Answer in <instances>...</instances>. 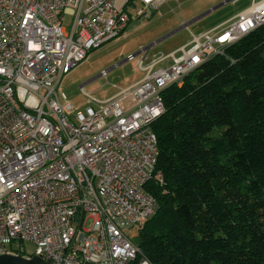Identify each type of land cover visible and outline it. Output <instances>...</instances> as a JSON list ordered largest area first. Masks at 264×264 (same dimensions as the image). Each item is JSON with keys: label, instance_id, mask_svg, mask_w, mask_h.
Instances as JSON below:
<instances>
[{"label": "built area", "instance_id": "built-area-1", "mask_svg": "<svg viewBox=\"0 0 264 264\" xmlns=\"http://www.w3.org/2000/svg\"><path fill=\"white\" fill-rule=\"evenodd\" d=\"M156 9L157 0H0V254L155 264L125 229L159 208L148 183L163 181L151 126L165 110L162 92L263 24L264 0L194 33L180 54L149 64L144 55L140 80L104 100L91 95L84 110L61 100L64 76L91 49Z\"/></svg>", "mask_w": 264, "mask_h": 264}, {"label": "trees", "instance_id": "trees-1", "mask_svg": "<svg viewBox=\"0 0 264 264\" xmlns=\"http://www.w3.org/2000/svg\"><path fill=\"white\" fill-rule=\"evenodd\" d=\"M162 94L159 208L134 240L155 264H264V23Z\"/></svg>", "mask_w": 264, "mask_h": 264}, {"label": "rangeland", "instance_id": "rangeland-1", "mask_svg": "<svg viewBox=\"0 0 264 264\" xmlns=\"http://www.w3.org/2000/svg\"><path fill=\"white\" fill-rule=\"evenodd\" d=\"M222 1L224 0H167L154 10L151 16L133 18L121 35L91 49L88 56L64 76L61 83V100L72 102L77 110H84L86 106L94 103L90 101L91 95L100 100L112 96L121 87L134 83L145 74V70L138 64L139 59L144 55H146L144 64H149L174 50L180 54V47L190 42L194 33H200L217 25L243 9L249 2L229 0L193 21L188 27L180 28L163 37ZM72 20V15L66 14L65 25L69 27ZM156 40L158 41L148 50L128 57ZM171 62V58H168L157 63L155 68L166 66ZM91 222L92 218H89L86 225L89 226ZM138 227L139 224H136L126 228L125 231L135 237ZM22 246L27 252L35 249V244L31 241H23Z\"/></svg>", "mask_w": 264, "mask_h": 264}, {"label": "water", "instance_id": "water-1", "mask_svg": "<svg viewBox=\"0 0 264 264\" xmlns=\"http://www.w3.org/2000/svg\"><path fill=\"white\" fill-rule=\"evenodd\" d=\"M227 1H229V0H224V1L216 4L215 6L208 8L207 10L198 14L197 16H194L190 20L184 22L180 27H178L175 30H172L171 32H169L168 34H166L163 37L170 35L171 33L175 32L176 30H178L180 28L188 27L190 23L201 18L202 16L206 15L207 13L211 12L212 10L216 9L217 7H219L220 5L224 4ZM157 41L158 40L146 45L144 48H142L138 52L130 54V55L134 56L135 54H137L143 50H145V51L148 50ZM130 55L128 57H130ZM0 264H51V263L48 260H46L45 258H43L37 254H34L32 256H26V255H23L20 253L15 254V253H11V252H4V253L0 254Z\"/></svg>", "mask_w": 264, "mask_h": 264}, {"label": "crops", "instance_id": "crops-1", "mask_svg": "<svg viewBox=\"0 0 264 264\" xmlns=\"http://www.w3.org/2000/svg\"><path fill=\"white\" fill-rule=\"evenodd\" d=\"M236 1H237V0H236ZM248 1H249V2H248V4H247V6L252 2V0H248ZM160 6H161V5H160ZM247 6H245L244 8H246ZM244 8H243V9H244ZM241 10H242V9H241ZM241 10H240V11H241ZM238 12H239V11H238ZM238 12H236L235 14H237ZM235 14H234V15H235ZM232 16H233V15H232ZM230 17H231V16H230ZM230 17H229V18H230ZM227 19H228V18H227ZM225 20H226V19H225ZM221 22H222V21H221ZM218 24H219V23H218ZM213 27H214V26H213ZM211 28H212V27H211ZM209 29H210V28H209ZM182 46H183V45H182ZM142 77H143V76H142ZM142 77H141V78H142ZM141 78H140V79H141ZM140 79H138V80H140ZM138 80H137V81H138ZM135 82H136V81H135Z\"/></svg>", "mask_w": 264, "mask_h": 264}, {"label": "bare ground", "instance_id": "bare-ground-1", "mask_svg": "<svg viewBox=\"0 0 264 264\" xmlns=\"http://www.w3.org/2000/svg\"><path fill=\"white\" fill-rule=\"evenodd\" d=\"M164 2H166L165 0H157V7L159 8L160 5H162Z\"/></svg>", "mask_w": 264, "mask_h": 264}]
</instances>
